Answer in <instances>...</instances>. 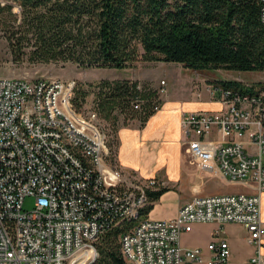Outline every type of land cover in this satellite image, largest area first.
<instances>
[{"label":"built area","instance_id":"2783aa9c","mask_svg":"<svg viewBox=\"0 0 264 264\" xmlns=\"http://www.w3.org/2000/svg\"><path fill=\"white\" fill-rule=\"evenodd\" d=\"M74 86L54 77L0 76V264H93L96 240L121 222L128 264H226L230 248L219 229L205 247L180 242L193 224L207 222L244 225L255 247L246 264H264V96L219 84L212 88L218 110L184 113L180 121L186 150L205 174L218 169L253 191L195 194L174 218L159 220L141 213L159 183L109 162L107 134L96 112L75 109ZM27 197L31 209L23 208Z\"/></svg>","mask_w":264,"mask_h":264},{"label":"trees","instance_id":"16d2710c","mask_svg":"<svg viewBox=\"0 0 264 264\" xmlns=\"http://www.w3.org/2000/svg\"><path fill=\"white\" fill-rule=\"evenodd\" d=\"M12 4L19 8V22L6 37L17 59L26 55L31 62H73L81 67L172 62L193 69L264 70L260 0H1L0 10L11 13ZM221 84L248 93L264 90V83ZM94 85L96 115L110 122L108 132L102 129L108 160L116 164L118 125L134 118L143 125L155 112L153 106L161 105L160 93L149 82L125 78H103ZM87 95L88 90L74 86L75 109ZM167 189L158 184L148 191L141 213L146 216ZM125 227L118 223L98 237L93 264H128L119 244Z\"/></svg>","mask_w":264,"mask_h":264},{"label":"crops","instance_id":"0c3cea01","mask_svg":"<svg viewBox=\"0 0 264 264\" xmlns=\"http://www.w3.org/2000/svg\"><path fill=\"white\" fill-rule=\"evenodd\" d=\"M163 63L137 62L133 66L125 68L132 71V74L118 79L146 81L150 83L151 87L159 90L161 79L165 81V85H169L170 80L167 75L165 73L153 74L152 72L147 74L143 73V70L154 69ZM181 67L183 66L181 65ZM223 80L226 79H222L219 83L208 84L192 81V96L189 95V97H184L182 94L176 97H163L159 94L160 108L150 115L143 125L135 118L128 124L118 125L115 160L123 173L125 175L134 174L140 179L158 176L159 179L168 182V184L162 185L168 189L153 201L146 217L170 220L176 216L179 206L195 194L253 191L242 183L227 181L218 169L212 173L213 178L218 180L214 185L207 186L205 181L197 186L190 183L191 174H196L197 171L194 169L190 171L186 168L185 162L188 158L185 151L186 145L183 148L181 140L184 133L180 121L184 113L218 110L220 103L216 95L212 93V88L221 84ZM194 90L197 96H201V99L194 97ZM164 164L167 166L166 172H160V168ZM260 209L261 219L264 222V191L260 193ZM217 229H219L218 236L226 239L229 244L230 255L226 264H246L254 255L255 247L248 242V230L242 224L234 222L222 225L215 222L195 223L190 231L181 234L180 242L185 247H205L216 237ZM262 253L264 254V248Z\"/></svg>","mask_w":264,"mask_h":264},{"label":"rangeland","instance_id":"374dc122","mask_svg":"<svg viewBox=\"0 0 264 264\" xmlns=\"http://www.w3.org/2000/svg\"><path fill=\"white\" fill-rule=\"evenodd\" d=\"M15 17L16 20H13ZM18 22L19 8L16 4H12L11 13H9L7 10H0V76H13L18 78H26L28 80H33L37 77H54L60 78L62 80H73L75 82V87L79 86L88 90V95L86 96L84 103L78 109L82 113H88L96 112V109L94 108L96 90L94 85L95 83L103 78H120L132 74V71L125 68L81 67L73 62H31L26 55H22L17 59L16 55H14L12 51L6 35L12 30L14 31V25H16ZM24 50H29V47L26 46ZM163 64L158 65L154 69L143 70V73L147 74L152 72L153 74L165 73L167 75L170 82L169 85L164 84L165 86H163L164 90L161 92L163 97H176L180 94H182L184 97H189V95L192 96V81H199L201 84H208L219 83L222 79L238 80L242 84L249 86L257 83H264V70L244 71L222 68L193 69L189 67H181V65H177L178 63L164 62ZM160 81L159 85H161ZM195 90L193 92L194 97L201 99V96H197ZM258 93L264 96V90H259ZM97 121L100 127L105 132H108L110 129V122L108 120H104L99 115H97ZM181 140L184 148L186 145L184 142V136ZM185 151L188 158L185 162L187 166L186 168L190 171L193 169L197 171L196 174H191V185L194 184L197 186L202 184L203 181H205L207 186L214 185L215 182L218 181L217 178H213L212 174H205V172L200 169L201 161L198 159H193L186 149ZM166 169L167 166L164 164L163 167L160 168V172H166ZM129 176L136 177L134 174H129ZM136 178L140 179L138 177ZM153 178L161 186L168 184L166 180L159 179L158 176H154ZM32 207L33 198L27 197L23 202V208L31 209Z\"/></svg>","mask_w":264,"mask_h":264}]
</instances>
